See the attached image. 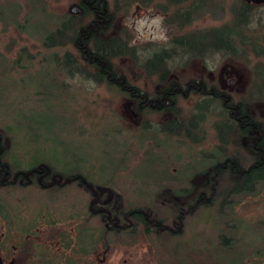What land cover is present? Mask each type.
I'll return each mask as SVG.
<instances>
[{
  "label": "rangeland",
  "instance_id": "obj_1",
  "mask_svg": "<svg viewBox=\"0 0 264 264\" xmlns=\"http://www.w3.org/2000/svg\"><path fill=\"white\" fill-rule=\"evenodd\" d=\"M105 1L113 17L103 40L115 38V43L135 48L133 58L111 59L116 71L129 84L149 93L158 83L170 79L181 85L206 82L224 90L233 100L243 101L240 103L264 126V58L254 53L263 49L260 39V47L254 40L248 43L249 33L242 27L240 40L227 45V52L202 53L196 57L172 44L174 38L193 31L230 25V10L238 7V0H217L208 13L181 29L168 24L177 7H170L165 0H127L126 8V1L120 0L117 9L112 7L113 0ZM77 2L0 0V137L8 157L16 154L17 161L25 167L44 162L56 169L83 170L99 182L110 179L111 184H106L124 196L122 205L145 206L163 213L170 212L173 205L134 198L138 182L149 185V180L159 170L163 171L165 163H159L162 159L158 156L171 158L180 153L190 157L189 163L193 165L189 169L184 168L183 162L171 165L176 173L184 171L188 176V172L207 174L215 164L236 152L250 157L251 148L235 129L219 118L215 119L216 149L212 147L210 127L205 129L200 149L184 144L183 139L181 146L169 139L160 144L158 154L150 159L139 157L136 151L127 152L113 132L122 130L123 140L136 130L125 120L129 116L125 106L130 101L93 80L94 70L78 59L67 34L63 39L45 34V29L53 31L57 24L64 23L63 18L70 16L69 9L77 6ZM263 12L261 7H256L248 17L255 28L264 24ZM73 17H76L74 27L79 29L85 19ZM255 35L261 36V31L257 29ZM160 52L167 53L159 62L144 67L147 59ZM163 70L170 76L160 81ZM177 102L182 113L190 116L194 106H205L204 102H210L207 109L208 115H212L215 101L190 94L179 97ZM205 121L206 126L211 125L214 117ZM251 184V180L223 174L216 197L188 216L184 225L185 243L181 244L188 245L193 253V257L188 256V264L206 249L216 252L212 253L216 264H264V183L248 198L244 193ZM80 194L76 192L69 202L79 201ZM25 195L31 200H43L30 190ZM161 251L153 252L155 264H167Z\"/></svg>",
  "mask_w": 264,
  "mask_h": 264
},
{
  "label": "flooded vegetation",
  "instance_id": "obj_2",
  "mask_svg": "<svg viewBox=\"0 0 264 264\" xmlns=\"http://www.w3.org/2000/svg\"><path fill=\"white\" fill-rule=\"evenodd\" d=\"M81 1L89 4L87 0ZM245 4L250 7L249 16L254 14L256 7L264 10V2ZM252 22L248 19L245 28L249 33L247 42L258 44L260 39L263 49L254 53L264 58V24L255 28ZM257 29L261 36L255 35ZM162 72L158 80L170 76L166 70ZM173 82L172 79L168 81L167 91L161 98L137 96L136 102H127L125 108L129 116L125 120H129L136 130L123 140L120 139L122 130L113 132L127 152L134 154L136 151L139 157L150 159L158 154L160 144L169 139L180 146V139H183L184 144L200 149L204 144L205 129L210 127L212 147L216 149L215 119L219 118L235 129L251 148L250 157L236 152L215 164L207 174L188 172L189 177L184 171L176 173L171 165L183 162L184 168L189 169L193 165L189 163L190 157L185 158L180 153L171 158L158 156L162 159L159 163H165L163 171L159 170L157 176L149 180V185L138 182L134 198H142L147 203H171V211L163 213L145 206L125 209L122 206L124 196L111 185H104L111 184L110 179L98 184L75 171L64 174L61 169L44 162L25 167L17 157L16 162L15 159L5 162L0 137V264H155L153 252L160 247L175 253L179 250L185 255L188 245L181 246L185 243V222L201 203L211 200L216 168L247 181H252L251 170L264 171V126L250 114L247 106L240 103L243 101H230L225 95L222 100L212 102V115H208L207 109L210 102H204L205 106H194L193 114L185 115L178 108V102H168V97L175 93L186 97L188 90L204 87L200 81H190L191 84L186 82L183 87L176 84L170 91ZM129 103L132 112L127 109ZM208 117H214V121L206 126ZM119 119L123 120V117ZM257 187H249L250 192L245 190V196L249 198ZM29 190L38 193L43 200L28 199L25 193ZM76 192L81 193L79 201L69 202ZM162 256L167 264H172ZM186 260L187 256L184 262Z\"/></svg>",
  "mask_w": 264,
  "mask_h": 264
},
{
  "label": "trees",
  "instance_id": "obj_3",
  "mask_svg": "<svg viewBox=\"0 0 264 264\" xmlns=\"http://www.w3.org/2000/svg\"><path fill=\"white\" fill-rule=\"evenodd\" d=\"M119 1L120 0H113L112 7L114 9H117V4ZM121 1H126L124 3V8H126L127 0ZM216 1L217 0H165L167 5H170V7H177L171 16V23L168 22V24H173L176 26V28L181 29L189 25L191 21L199 19L203 17L205 13H208L211 7L216 6ZM87 2L89 4H83L81 0H78L77 2V6L79 7L80 11L74 16H77L78 19H85V22L82 23L83 25H81L79 29H75L74 27L75 24L73 23V19L76 17H73V15L69 13L70 16H65L63 18L65 22L57 24L53 31H48L45 29L44 31L46 36L63 39L64 35L67 34L70 39L73 51H75V53L79 56L78 59H80L82 63L84 62L85 65L89 67V69L91 68L94 70V74L92 76L94 78L93 80L98 84H102V86L109 92L115 91L117 94L124 96L130 102H136L138 98L137 96H145L149 99L161 98L162 93L167 91L168 82L160 80L162 82L157 84L159 89L154 88L153 91L149 93L143 92L137 87L129 84L125 77L116 71L111 59L119 56H130L133 58L135 48H128L125 43H115L117 40L115 38L104 41L102 36L109 30L113 15L109 13L105 0H87ZM184 4L185 6H183ZM182 6L184 8H182ZM237 6V8H232L230 10L232 21L230 25H226L218 29L215 28L203 31H193L186 35H181L172 40L173 46L178 48L181 52L185 54L189 53V55L194 57L201 55L202 53L227 52L228 50L225 47L232 44V42L235 40H240L238 39V36L240 35V29L242 27H246L249 19L248 13L250 11V7H248L243 0H238ZM41 47H44V43L41 44ZM166 53L167 52H160L154 54L150 59L145 61L144 67L148 68V65H150L152 62H159L161 56H165ZM87 60H90V62ZM200 82L204 88L198 90H188L186 96H189L190 94H199L200 96L206 97L207 99L216 102L219 99L222 100L223 95H225L230 99V101L233 100L227 92L217 88L215 85H209L202 81ZM172 84L173 85L170 88V91L175 89L176 84L179 87L184 86L176 83L175 81ZM179 97L183 98L184 96L175 93L170 95L167 100L168 102H177ZM3 153L5 154V162H10V160H14L17 156L16 154H13L8 157L4 150ZM14 162H16V159ZM61 171L64 174H68L70 171H75L77 174L83 176L87 180L90 181V179H93L91 181H96L98 184H100L99 181L94 180V177H88L86 175L87 172H84L83 170L61 169ZM216 173V185L214 186V193L212 194L211 199L215 198L216 193L219 192V185L222 182L223 174L230 175L229 172H222L220 168H216ZM251 173H253L252 176H250ZM263 174L264 171L261 172L258 170V168L251 170L249 172V176L253 178L250 187L252 185L258 186V190L264 183V178L261 177ZM104 185L109 187V184L105 183ZM247 192L249 193L250 190H247ZM206 193L209 194L208 191ZM229 195H231V193L226 197ZM245 195L246 194H244V196ZM211 201L212 200L206 203H201L199 206L209 204ZM124 208L130 209L126 206H124ZM159 250H162V255H167L169 257L168 260L172 264H188V256L189 258L193 257V253L191 250H189V248L187 251H185V255L180 254L179 250H177V253H175L174 250L172 251L169 248L165 249L160 247ZM212 253L216 252H210L207 249L203 250V252L200 253L201 256H198L192 260L190 264H216L213 257L214 255H212ZM186 256L187 260L184 262V257L186 258ZM195 261H197V263H195Z\"/></svg>",
  "mask_w": 264,
  "mask_h": 264
},
{
  "label": "water",
  "instance_id": "obj_4",
  "mask_svg": "<svg viewBox=\"0 0 264 264\" xmlns=\"http://www.w3.org/2000/svg\"><path fill=\"white\" fill-rule=\"evenodd\" d=\"M243 1L245 3H255V4H260V3H263L264 2V0H243ZM79 11H80V9L76 5L75 6H72L69 9V13L72 14V15L78 14ZM231 83H232V80H229L228 84L230 85ZM127 109L130 110V112H132L131 111V104L130 103L127 105ZM66 182H68V180H66ZM88 188L91 189L90 186H88Z\"/></svg>",
  "mask_w": 264,
  "mask_h": 264
}]
</instances>
